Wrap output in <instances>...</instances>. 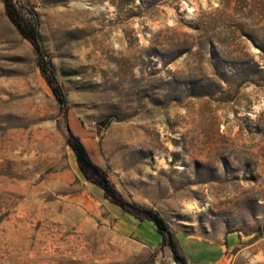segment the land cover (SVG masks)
I'll return each mask as SVG.
<instances>
[{
  "label": "rangeland",
  "instance_id": "1",
  "mask_svg": "<svg viewBox=\"0 0 264 264\" xmlns=\"http://www.w3.org/2000/svg\"><path fill=\"white\" fill-rule=\"evenodd\" d=\"M14 2L39 31L95 181L180 238H231L232 264H264V0ZM67 138L0 0V264H173L151 222L83 177Z\"/></svg>",
  "mask_w": 264,
  "mask_h": 264
},
{
  "label": "trees",
  "instance_id": "2",
  "mask_svg": "<svg viewBox=\"0 0 264 264\" xmlns=\"http://www.w3.org/2000/svg\"><path fill=\"white\" fill-rule=\"evenodd\" d=\"M2 2L5 14L10 23L19 35L27 40L33 48L36 55L37 67L58 103L60 115L63 118L68 133L67 144L74 153L80 173L85 179L93 181L94 184L101 188L106 196L111 197V202L120 207L123 212L130 214L141 222H151L161 238L160 247H167L172 254L174 262L177 264H187L176 233L171 229L160 212L148 206L129 202L120 195H117L111 189L105 176H101L100 180L95 181V177L101 175V169L92 161L87 148L81 141V138L73 132L70 126L68 119V102L65 91L60 84L55 69L44 49L42 38L35 23L19 11L14 0H2ZM152 261L153 257L140 264H152Z\"/></svg>",
  "mask_w": 264,
  "mask_h": 264
},
{
  "label": "crops",
  "instance_id": "3",
  "mask_svg": "<svg viewBox=\"0 0 264 264\" xmlns=\"http://www.w3.org/2000/svg\"><path fill=\"white\" fill-rule=\"evenodd\" d=\"M180 242L181 249L186 258L187 264H232L233 255L230 254V250L233 248L231 238L221 240H211L207 238L197 237H182L177 236ZM189 244L190 251L186 253L183 250V243ZM161 238L156 239V244L160 243ZM230 241V242H229ZM153 264H159L158 260L152 261ZM173 264L174 261H173Z\"/></svg>",
  "mask_w": 264,
  "mask_h": 264
},
{
  "label": "water",
  "instance_id": "4",
  "mask_svg": "<svg viewBox=\"0 0 264 264\" xmlns=\"http://www.w3.org/2000/svg\"><path fill=\"white\" fill-rule=\"evenodd\" d=\"M109 118H107V119H105L104 121H102L99 125H100V127H105L106 125H107V123L109 122ZM261 233H262V236L264 237V227H262V229H261Z\"/></svg>",
  "mask_w": 264,
  "mask_h": 264
},
{
  "label": "built area",
  "instance_id": "5",
  "mask_svg": "<svg viewBox=\"0 0 264 264\" xmlns=\"http://www.w3.org/2000/svg\"><path fill=\"white\" fill-rule=\"evenodd\" d=\"M175 264H177L176 262H174Z\"/></svg>",
  "mask_w": 264,
  "mask_h": 264
}]
</instances>
